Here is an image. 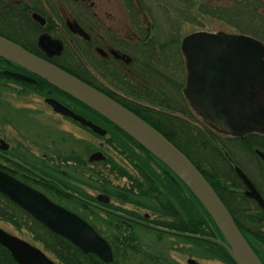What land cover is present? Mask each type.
<instances>
[{
	"label": "flooded vegetation",
	"instance_id": "flooded-vegetation-1",
	"mask_svg": "<svg viewBox=\"0 0 264 264\" xmlns=\"http://www.w3.org/2000/svg\"><path fill=\"white\" fill-rule=\"evenodd\" d=\"M103 1L0 0V37L140 118L156 124L185 123V63L181 75L171 63L169 35L162 41L163 53L154 55L155 25L148 21L146 8L135 5L136 0H129L131 6L124 0L129 21L123 22L121 12ZM133 11L141 21L132 20ZM41 42L47 43L45 49ZM48 100L105 134L60 113ZM205 125L215 142L209 131L216 132ZM216 144L226 164L219 167L227 174L226 180L220 177L225 187L216 185L215 191L206 181L264 264V160L257 153L264 151ZM97 153L100 158L91 160ZM236 168L250 181L261 203L248 195L250 188ZM0 171L89 224L112 250V260L104 264H237L221 245L207 240L225 242L221 233L203 234L201 215L193 221L196 232L183 230L188 219L186 186L166 166L69 93L1 57ZM169 178L179 194L178 205L175 197L170 198ZM204 240L225 253L204 246Z\"/></svg>",
	"mask_w": 264,
	"mask_h": 264
},
{
	"label": "water",
	"instance_id": "water-1",
	"mask_svg": "<svg viewBox=\"0 0 264 264\" xmlns=\"http://www.w3.org/2000/svg\"><path fill=\"white\" fill-rule=\"evenodd\" d=\"M46 45L40 43L44 49ZM180 50L186 70L183 94L194 115L227 137L264 136V44L243 34L199 31L185 36ZM0 57L69 93L128 135L190 190L225 242L212 238L207 240L221 245L237 264H261L201 173L147 122L78 78L2 37ZM48 101L60 113L80 121L96 133L105 134V130L73 114L56 101ZM257 153L264 160V154ZM99 155H92L91 160L100 158ZM236 172L250 188L248 195L261 203L260 196L243 172L239 168ZM0 193L82 252L94 254L106 263L112 260L109 244L89 224L1 171ZM0 246L10 253L16 264H56L39 248L1 228Z\"/></svg>",
	"mask_w": 264,
	"mask_h": 264
},
{
	"label": "trees",
	"instance_id": "trees-1",
	"mask_svg": "<svg viewBox=\"0 0 264 264\" xmlns=\"http://www.w3.org/2000/svg\"><path fill=\"white\" fill-rule=\"evenodd\" d=\"M136 1H138L136 5L146 8L144 2L145 0ZM172 1H175L176 3H178V5H180L179 7L183 8H180V10L178 11L174 10L172 13L169 12V14H174L172 16V21L170 24L171 34L173 36H176L173 31L177 23V26H180L183 20L192 21L190 17L191 14L188 9L191 10L190 7L192 6V4H197L196 6L199 7L202 15L221 19L227 24L235 27L241 33L264 40V12H261V9H264L263 0H227V2L223 5H218L208 1H201L200 3H197L196 0ZM126 2L129 6L133 4H131L129 0H126ZM150 2L152 5L156 3L153 0H150ZM163 4L166 3L163 2ZM138 14L139 13L136 11L131 12V16H134L132 20L141 21L138 18ZM146 14L148 16V21L155 25V32L153 36L155 39L153 54H162L164 43H162L163 40L160 39L162 35L160 36L158 34L159 28L157 24L159 18L154 17L152 10L147 11V8ZM173 18L175 19V21H173ZM169 39V43H173L172 37L169 36ZM186 116L188 118L195 119V116H193L188 108L186 109ZM141 118L148 124H150L153 128H155L158 132H160L172 145H174L196 167V169H198L203 177L210 183V185H212V188L215 189V191H217L216 185H223L220 177H223V180H226L227 178L226 171L219 168L221 166H226V164L222 162L220 154L216 151L218 149L216 143H221L222 145L227 146V148L228 146H231V144L235 143L237 146H239L236 148L252 149L255 147L264 151V136L253 134L241 139H224L218 134H213L211 136L215 138L214 142L207 132L194 126V124H192V122L188 120H186L185 123L181 125L180 123L178 124V122H173L171 124H156L149 121L147 118ZM120 132L124 134L122 131ZM140 148L143 149L142 147ZM154 160L157 161L155 158ZM211 180L216 181V184H214ZM168 182L171 184L169 190L170 198L173 199L175 197L178 205L180 198L174 186V182L170 178ZM185 189V213L187 214L188 219L186 229L183 230H186L187 232H196L193 221L195 220L196 215H201L203 234H220L212 219L196 199V197L190 192L187 187H185ZM219 196L226 204L225 199H223L221 195ZM171 210L173 213L178 212L177 210H174L173 207H171ZM0 220L11 224L18 230H26L32 236V239L41 244L43 250L50 253L60 264H104L95 255L82 252L76 246L71 244L67 239L51 232L39 221L33 218L29 213H27L24 209L9 200L1 193ZM203 244L204 246L217 248L216 252H221L223 254L225 253L223 249L215 243L204 240ZM0 264H16L9 252L1 246ZM110 264H114V261H112V263Z\"/></svg>",
	"mask_w": 264,
	"mask_h": 264
},
{
	"label": "rangeland",
	"instance_id": "rangeland-1",
	"mask_svg": "<svg viewBox=\"0 0 264 264\" xmlns=\"http://www.w3.org/2000/svg\"><path fill=\"white\" fill-rule=\"evenodd\" d=\"M156 3L155 4H151L150 0H145V7L147 8V11H151L153 13L154 17L159 18L158 20V34L161 36V40L166 39L168 37V35L170 37H172V42L170 44L169 47V52H170V59H171V63L173 64L174 68L176 70H178L180 72V74H183V62H184V57L181 53L180 50V43L182 41V39L194 32H199V31H204V32H209V33H216L219 31L228 33V34H243V35H247V36H251L248 34H244L241 33L240 31H238L235 27L227 24L226 22H224L221 19H217V18H213V17H209V16H205L201 14V10L199 9L198 6H196L195 4H192V6L190 7V9H188V11H190V17L192 21H182V23L180 24V26L177 24L175 25L174 31L173 33L176 36H173L171 34V21H172V15L171 13L176 10H180L183 9L182 7H179L180 5H178V3H176L175 1L172 0H153ZM201 1H208L211 3H215V4H220L223 5L227 2V0H196V2L200 3ZM138 2V1H137ZM163 2H165L166 4H163ZM264 2V0H263ZM103 4H105L106 6L110 7L114 12L115 11H120L121 12V21L125 22V21H129L127 12L125 10V5H124V0H104ZM137 4V3H136ZM135 4V5H136ZM151 5V6H150ZM149 7V8H148ZM169 12H171L169 14ZM261 12H264V9H261ZM189 17V18H190ZM173 21H175V19L173 18ZM170 30V31H169ZM162 31V32H161ZM155 32V31H154ZM253 37V36H252ZM255 38V37H253ZM260 40L263 44H264V40L263 39H258ZM185 63V62H184ZM35 104V103H34ZM187 108L188 107V103H187ZM191 111V109H189ZM191 113L194 115V113L191 111ZM51 117V116H50ZM51 118H54L53 116ZM188 118V117H187ZM59 119V118H58ZM188 121L192 122V124H194V126L198 127L199 129L202 130H207V126L201 122V120L199 118H197L195 116L194 118H188ZM55 121V120H54ZM209 128V127H208ZM210 135H213L215 133H213L212 131H210L209 133ZM91 143L96 142L97 141H93L91 139ZM0 228L6 232H8L9 234H12L22 240H25L27 242H29L30 244L40 248L41 250H43V247L41 244H39L38 242L34 241L32 239V236L24 229L22 230H18L16 229L14 226H12L11 224L4 222L2 220H0ZM44 251V250H43ZM47 253L48 256H50L51 258L54 259V257L48 253L47 251H44ZM206 264H216V261H212V262H208Z\"/></svg>",
	"mask_w": 264,
	"mask_h": 264
}]
</instances>
